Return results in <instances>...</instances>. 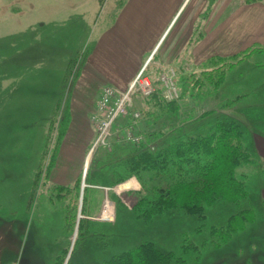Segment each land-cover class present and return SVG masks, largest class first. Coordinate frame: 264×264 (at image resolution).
Instances as JSON below:
<instances>
[{"label":"rangeland","instance_id":"rangeland-1","mask_svg":"<svg viewBox=\"0 0 264 264\" xmlns=\"http://www.w3.org/2000/svg\"><path fill=\"white\" fill-rule=\"evenodd\" d=\"M125 1L0 0V264H104L146 242L184 264H264V170L256 150V136L264 134V52H254L231 69L225 62L228 69L217 90L206 80L195 83L214 62L206 61L198 73L183 76L172 69L159 74L161 84L162 76L171 77L176 100L182 99L168 106L163 119L156 118L167 109L154 111L149 129L182 135L204 125L200 115L211 112L210 121L241 125L245 149L257 161L252 169L238 170L245 176L246 197L206 207L204 220L176 210L137 217L131 207L145 193L138 179L131 178L138 190L121 189L131 180L118 182L123 167L103 151L95 161L93 154L89 157L95 136L85 148L86 138L68 135L75 117L90 119L96 111L102 85L83 78L86 61ZM217 12L213 55L264 46V29L253 30L251 22L260 11L247 10L237 0L230 6L221 2ZM144 76L161 87L149 71ZM181 80L188 88L178 87ZM132 100L133 109L153 111L141 95ZM65 124L66 135L59 141ZM147 194L153 196L150 189ZM106 203L107 215H102ZM241 212L246 218L253 215L243 230L223 239L212 231ZM184 240L199 249H184ZM215 240L222 245L216 247Z\"/></svg>","mask_w":264,"mask_h":264},{"label":"trees","instance_id":"trees-1","mask_svg":"<svg viewBox=\"0 0 264 264\" xmlns=\"http://www.w3.org/2000/svg\"><path fill=\"white\" fill-rule=\"evenodd\" d=\"M263 50L264 48L256 46L228 58H211L209 63L214 62V66L210 70H204L202 78H196L195 83L206 80L213 85L214 90H217L228 68H234L254 52ZM227 61L230 64L225 70L224 64ZM181 99L167 101L163 89L155 88V92L145 98L148 109L153 111L139 110L142 116L134 129L135 134L142 135V141L139 144H132L123 138L112 137L108 147L100 145L93 152L92 160L95 161L96 156L103 151L107 159L123 167L124 175L119 177V183L133 177L138 179L145 193L139 194L131 207L137 217L144 215L151 219L153 216L176 210L204 220L206 207L222 200H241L247 195L245 176H239L238 170L252 169L256 167L257 161L245 149L244 131L239 123L216 119L210 121L207 116L211 112H207L200 115V119L206 122L204 125L196 130L191 128L182 135L174 130L167 132L162 128L152 130L148 128V121L154 119V111L167 109L156 118L163 119L169 113L168 106L180 105ZM183 127H186V124ZM66 131L67 124L61 131L59 141L66 135ZM59 149L60 145L58 153ZM86 177L88 178V174ZM148 189L153 196H148ZM86 190L87 187L83 195V212L88 199ZM244 212L233 215L226 226L213 227L212 231L223 235V239L228 237L230 232L243 230L253 216L249 215L246 218ZM199 228L201 229V226ZM214 242L216 247L222 245L216 240ZM190 247L199 249L196 244L184 240L183 248ZM104 264H184V262L181 257L173 253H164L153 243L146 242Z\"/></svg>","mask_w":264,"mask_h":264},{"label":"crops","instance_id":"crops-1","mask_svg":"<svg viewBox=\"0 0 264 264\" xmlns=\"http://www.w3.org/2000/svg\"><path fill=\"white\" fill-rule=\"evenodd\" d=\"M236 1L126 0L110 26L100 33L98 43L87 58L83 78L89 83L99 81L102 85L100 93L105 86L125 91L139 70L146 66L145 71L150 72L151 79L164 89L159 81L160 75L172 69L183 76L185 73H198L204 70L205 62L211 58H228L256 46L264 48L254 44L229 56L213 55V42L219 39L217 9L221 2L230 6ZM240 3L247 10L261 12L255 17V22H251L253 30L264 29V0H240ZM178 87L188 88V84L181 80ZM73 121L79 122L75 124ZM73 121L68 135L73 133L76 137L86 138V148L95 136L91 120L79 116ZM124 121L120 119L119 125ZM256 147L264 170V134L256 136ZM127 184L130 186L121 189H139L136 179L129 180Z\"/></svg>","mask_w":264,"mask_h":264},{"label":"built area","instance_id":"built-area-1","mask_svg":"<svg viewBox=\"0 0 264 264\" xmlns=\"http://www.w3.org/2000/svg\"><path fill=\"white\" fill-rule=\"evenodd\" d=\"M146 66H143L139 74L136 76L130 87L125 90H119L112 86H105L96 103V111L91 115L90 120L95 125V142L92 149L97 146L109 144L110 136L123 138L129 143L139 144L142 141V135L135 134L134 129L138 126L141 119L139 110L132 108L134 94H139L146 98L155 92L153 83L144 76ZM163 86L165 87L164 97L167 101L178 99L175 85L170 76H162ZM125 120L119 125V120ZM118 121L116 130L113 133L112 128ZM102 215H107V203ZM107 219H110L106 216Z\"/></svg>","mask_w":264,"mask_h":264},{"label":"bare ground","instance_id":"bare-ground-1","mask_svg":"<svg viewBox=\"0 0 264 264\" xmlns=\"http://www.w3.org/2000/svg\"><path fill=\"white\" fill-rule=\"evenodd\" d=\"M89 162H90V160L87 159V161H86V163H85V167H84V170H85L86 172H88ZM129 186H130V184H127V185H124V186L121 187V188H127V187H129Z\"/></svg>","mask_w":264,"mask_h":264},{"label":"water","instance_id":"water-1","mask_svg":"<svg viewBox=\"0 0 264 264\" xmlns=\"http://www.w3.org/2000/svg\"><path fill=\"white\" fill-rule=\"evenodd\" d=\"M93 151H94V149H92V150L90 151L89 157L92 156ZM85 173H86V171H85Z\"/></svg>","mask_w":264,"mask_h":264}]
</instances>
